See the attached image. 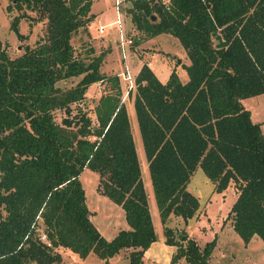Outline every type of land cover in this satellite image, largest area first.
<instances>
[{
  "label": "trees",
  "instance_id": "1",
  "mask_svg": "<svg viewBox=\"0 0 264 264\" xmlns=\"http://www.w3.org/2000/svg\"><path fill=\"white\" fill-rule=\"evenodd\" d=\"M11 1L47 23L42 39L17 56L0 38V264L61 263L60 248L82 258L93 252L106 264L128 249V264H145L157 234L119 78L100 69L107 51L79 58L72 43L92 20L94 0ZM128 1L125 10L144 37L176 36L189 59L182 64L185 82L174 70L162 82L143 63L133 105L165 241L176 246L171 262L212 264L217 237L202 247L188 236L180 244L167 222L197 215L199 197L187 184L200 166L215 191L234 183L227 217L244 243L255 234L264 241V134L241 102L264 93V0ZM23 17L10 22L21 39L27 38L19 29ZM218 34L225 45H216ZM73 76L81 78L57 85ZM106 77L111 89L100 96L93 119L77 104ZM57 111L65 114L60 122ZM86 167L98 173L100 192L124 210L128 227L112 238L90 217L79 178Z\"/></svg>",
  "mask_w": 264,
  "mask_h": 264
},
{
  "label": "rangeland",
  "instance_id": "2",
  "mask_svg": "<svg viewBox=\"0 0 264 264\" xmlns=\"http://www.w3.org/2000/svg\"><path fill=\"white\" fill-rule=\"evenodd\" d=\"M95 1V0H94ZM128 0H121V10L124 16V32L128 37L140 38L138 44H132L128 48L127 55L123 56L121 50H118V34L114 25H108L104 33L98 32V26L101 23L111 22L115 19V0H96L91 6L96 11L91 21L85 27L76 31L72 37L75 55L79 58L89 57L91 55H99L101 51H107L102 65L100 67L106 76H118L123 68L128 66L136 78L139 64L152 63V68L158 74L160 79H166L171 71V65H176L177 58L180 62L189 59L185 48L182 47L179 39L171 34H163L157 37L146 38L142 31L137 30L131 20V13L125 10ZM11 5V9L7 10V5ZM25 13L19 22V29L27 38H19L10 28V22L14 15ZM99 16L101 18H99ZM46 18H42L35 10H31L27 6L18 9L11 0H0V38L5 44L7 52L11 56H17L24 50L27 43L35 45L45 35ZM136 35V36H135ZM92 47L93 52H89ZM159 60V64L157 63ZM179 64V63H178ZM141 67V66H140ZM140 70V69H139ZM175 71V69H173ZM181 79L186 80L188 75L186 69H180ZM81 76H73L59 80L57 85L65 88L75 84ZM119 78V77H118ZM111 79L106 77L102 81H97L89 85L86 91V97L77 104L78 107L84 108L95 119V105L103 93L111 89ZM136 82L129 87L123 78H119V87H121V99L126 105L133 102L136 93ZM247 109L252 110V117L255 120L264 118V93L251 95V97L242 100ZM129 111L130 122L133 125V136L136 144L138 160L141 162L142 179H144L145 188L149 197L150 212L155 228L157 239L153 241L145 250V264H188L184 257L177 262L172 263V255L176 251V246L165 241L164 223L162 222L156 199L153 194L151 179L149 177L148 163L145 157L143 142L136 122V116L133 113V107L130 106ZM76 112V108L74 109ZM251 112V111H250ZM63 111H57L55 118L58 122L64 116ZM264 134V127L262 130ZM80 181L85 189L86 202L88 203L95 225L102 235L112 238L120 229L128 227L124 210L120 205L115 203L111 198L103 195L98 186L100 183L99 175L96 171L86 167L79 175ZM187 187L195 195L199 197L200 208L187 222L180 216L172 215L167 225L173 228L178 243L185 244L188 238H194L202 247L207 241L216 239V245L213 249L210 261L212 264H264V250L261 243L263 240L259 235L254 236L251 244H245L238 232H235L230 219L227 217L228 206L234 200V196L229 192L228 195H222V191L214 190V182L205 175L203 169L198 166L190 177ZM182 234V235H181ZM250 243V242H249ZM61 253V252H60ZM128 249L121 251L108 259L107 264H128ZM62 262L54 264H106L105 260L97 254L89 252L85 258L80 257L71 249L61 253ZM36 264V263H33Z\"/></svg>",
  "mask_w": 264,
  "mask_h": 264
},
{
  "label": "built area",
  "instance_id": "3",
  "mask_svg": "<svg viewBox=\"0 0 264 264\" xmlns=\"http://www.w3.org/2000/svg\"><path fill=\"white\" fill-rule=\"evenodd\" d=\"M114 5H115V13H117L115 19L111 22L101 23L98 26V32L104 33L108 25H114L116 28V32L118 34V38H117L119 42L118 50H121L123 56H126L128 48L131 47L132 44H134V37L133 36L128 37L127 33L124 32V26H123L124 16L121 10V0H115ZM118 77L120 79L123 78L129 85V87H132L134 85L135 78L131 72V69L128 68V66L125 65L121 73L118 74ZM39 237L43 241H48V238L46 237L44 232H42ZM47 244L50 245V242H48Z\"/></svg>",
  "mask_w": 264,
  "mask_h": 264
},
{
  "label": "crops",
  "instance_id": "4",
  "mask_svg": "<svg viewBox=\"0 0 264 264\" xmlns=\"http://www.w3.org/2000/svg\"><path fill=\"white\" fill-rule=\"evenodd\" d=\"M96 1V0H95ZM95 1L93 2V3H95ZM127 4H128V6H130L131 5V3H130V1H127ZM93 5V4H92ZM92 13H94V14H96V17H98V15L99 14H97V12L96 11H94V10H92ZM99 18H101L100 16H99ZM163 34H165V33H160V34H157L158 36H161V35H163ZM168 34V33H167ZM157 35H156V37H157ZM177 62L179 63H177L176 65H171L170 67H171V71L168 73V75H167V77H166V79H160L159 78V76H158V74L155 72V70H154V68H152V63L151 64H149V66H150V68L153 70V72L155 73V75L157 76V78H159L162 82H166L167 81V79L169 78V75H170V73L173 71V69H175V71L178 73V75H179V77H180V79H181V76H180V69H181V67H183V65L182 64H187V62L186 61H184V62H180V57L179 58H177ZM189 62V61H188ZM157 63L159 64V60H157ZM140 66H141V64H139V67H138V69H137V71H139V69H140ZM185 68V67H184ZM187 72V71H186ZM187 79H188V77H187ZM186 79V80H187ZM186 80H183V79H181V81H183V82H185ZM248 98V97H247ZM243 99H245V98H243ZM243 99H241V102H242V100ZM243 104H244V102H243ZM130 106L132 105V107H133V113L135 114V108H134V105H133V102L132 103H130L129 104ZM130 106H129V108H130ZM244 106L246 107V105L244 104ZM127 109V112H128V116H129V111L131 110V109ZM247 108V107H246ZM251 111V118H252V120H254V121H256V122H260L261 123V127H262V130H263V127H264V118L263 119H261V120H255V119H253V117H252V115H253V113H252V110H250ZM136 118V117H135ZM129 120H130V117H129ZM130 124H131V122H130ZM133 126V125H132ZM139 129V128H138ZM132 134H133V129H132ZM133 139H134V136H133ZM147 163H148V161H147ZM144 180V179H143ZM144 185H145V183H144ZM146 189V188H145ZM147 192V191H146ZM231 193L233 196H234V200L231 202V204L228 206V210L230 209V207H231V205L233 204V202L235 201V199H236V197H237V195H236V187L234 186V183L233 182H231L229 185H228V187L227 188H225L224 190H222V195H224V196H226V195H228V193ZM147 196H148V194H147ZM149 206H150V203H149ZM254 236H257V234H255ZM254 238V237H253ZM253 238L248 242V246H249V244H251V242H253ZM261 243H264V241H262ZM64 249L65 250H68L67 248H60L59 249V251L62 253V252H64ZM262 250H264V246H262V248H261ZM33 263H35V262H33ZM32 263V264H33Z\"/></svg>",
  "mask_w": 264,
  "mask_h": 264
},
{
  "label": "water",
  "instance_id": "5",
  "mask_svg": "<svg viewBox=\"0 0 264 264\" xmlns=\"http://www.w3.org/2000/svg\"><path fill=\"white\" fill-rule=\"evenodd\" d=\"M153 17H155V16H153ZM216 38L218 39V42H217V46L219 47V46H223V45H225V41H223L222 40V37H221V35L220 34H218L217 36H216ZM182 235V234H181Z\"/></svg>",
  "mask_w": 264,
  "mask_h": 264
}]
</instances>
